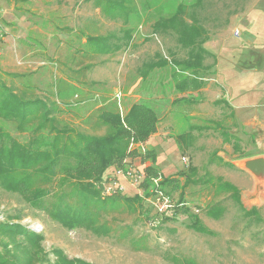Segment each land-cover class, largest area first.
Listing matches in <instances>:
<instances>
[{"label":"rangeland","instance_id":"374dc122","mask_svg":"<svg viewBox=\"0 0 264 264\" xmlns=\"http://www.w3.org/2000/svg\"><path fill=\"white\" fill-rule=\"evenodd\" d=\"M179 6L186 8L187 21L193 17L206 28L204 68L196 76L171 63L187 56L176 32H153L154 23ZM127 29L132 39L115 53L85 51L87 36L118 39ZM157 55L169 63L142 74L143 64L158 60ZM0 77L20 96L39 98L51 109L38 132L0 120V127L22 142L33 136L103 135L109 129L100 123L102 109L124 118L135 102L153 105L158 134L143 146L155 154L161 183L165 177L178 180L171 195L177 203L182 194L178 207H187L150 226L149 220L158 217L152 205L143 198L152 207L154 217L148 219L126 202L100 212L97 225L107 224L111 231L97 234L88 228L69 230L19 193L0 187V220L16 216L15 221L42 233L50 257L53 248H60L91 264H264V183L232 161L264 153V130L253 125L254 119L250 125L242 122L255 115L264 122V0H101L100 5L95 0H0ZM186 78L201 85L180 90L177 84ZM204 84L209 89H202ZM133 148L137 155L117 167L146 172L152 162L143 159L140 143ZM116 169H109V177ZM220 179L237 186L246 210L257 202V212L245 214L231 191H219ZM125 184L124 194L143 193L142 186ZM219 201L223 213L208 215L209 206ZM195 220L210 233L194 229ZM130 226L132 233L124 235ZM141 236L147 237L146 250L132 241Z\"/></svg>","mask_w":264,"mask_h":264},{"label":"trees","instance_id":"16d2710c","mask_svg":"<svg viewBox=\"0 0 264 264\" xmlns=\"http://www.w3.org/2000/svg\"><path fill=\"white\" fill-rule=\"evenodd\" d=\"M95 1L98 5L101 4V0ZM185 16L186 8L179 6L171 16L156 21L153 32H176L178 42L187 50V56L182 59L172 58L171 63L196 76L204 68L207 52L202 45L206 39V28L193 17L190 22L187 21ZM114 37L89 35L86 38L85 51L92 55L113 54L128 45L132 39V31L127 29L122 37ZM113 38L118 42H112ZM168 63L163 57L144 63L141 67L142 74L146 75L155 67ZM200 85L199 82L186 78L177 87L185 91ZM42 108L45 109L43 113ZM50 113L51 109L43 100L20 96L0 77V120L15 122L20 131L31 128L38 132L46 127ZM98 116L100 123L107 126L109 131L98 136L79 134L76 140L70 137L64 140L63 136L55 135L33 136L27 142H22L0 127V187L8 192L19 193L32 208L43 209L52 220L69 230L88 228L97 234L108 233L111 231L109 225H97L100 212L120 208L126 202L133 211L141 208L139 211L142 216L148 219L154 217L148 209L152 207L147 206L138 193L133 196H103L102 189L103 182L111 175V172L108 173L109 169H116L128 155L136 154L134 149L130 152V140L147 141L157 132L158 111L150 103L139 101L130 106L124 118L119 111L105 108ZM143 156V159L152 162L146 166L147 174L157 175L159 172L154 164V152L148 150ZM219 181V191H231L229 196L235 199L240 208L245 209L237 186L222 179ZM149 184L148 179L144 185L147 187ZM161 186L172 194L178 189L179 183L177 179L165 177ZM180 202H184L182 194L177 203ZM186 208L178 207L176 214L182 209L186 211ZM222 208L225 206L219 201L209 206L207 213L219 216L223 213ZM251 208L245 209V214L257 212V207ZM16 218L11 216L0 220V264H91L80 258L69 257L60 248H53V258L50 257V253L42 245L43 234L15 221ZM170 218L174 217L167 216L164 221ZM192 225L199 232L210 233V229L200 220H195ZM132 230L130 226L123 233L130 235ZM132 241L137 249L149 248L146 236L133 237Z\"/></svg>","mask_w":264,"mask_h":264},{"label":"built area","instance_id":"2783aa9c","mask_svg":"<svg viewBox=\"0 0 264 264\" xmlns=\"http://www.w3.org/2000/svg\"><path fill=\"white\" fill-rule=\"evenodd\" d=\"M135 143H140V146L143 148L145 153L148 152L146 149V141L136 142L135 140H132L129 148L130 150L135 149L133 148L135 146ZM143 144H145L146 146L144 147ZM115 173L116 176L109 177L103 182L102 195L114 196L124 194L127 187V184H125V182H128L133 188L142 186V192L147 193V195H144L141 192V194H138L146 199L155 209L156 214H158L157 218L149 220L150 226H157L158 224H160V220L166 216H174L176 214V209L178 208V206L183 205H178L176 201H174L172 195L162 188V177L160 173L156 176L148 178L146 172L133 166H128L122 170L120 168L116 169ZM148 179L150 180V184L145 187V181ZM146 197L149 198L147 199Z\"/></svg>","mask_w":264,"mask_h":264},{"label":"crops","instance_id":"0c3cea01","mask_svg":"<svg viewBox=\"0 0 264 264\" xmlns=\"http://www.w3.org/2000/svg\"><path fill=\"white\" fill-rule=\"evenodd\" d=\"M217 81V80H216ZM205 85L206 84H204V86L203 87H201L202 89H205V90H207V89H209V88H207V87H210L209 85L207 86V87H205ZM200 88V89H201ZM199 89V90H200ZM185 95V94H184ZM183 95V96H184ZM232 109H234V108H236V107H234V106H230ZM228 114H230V115H233V111L231 112V113H228ZM250 119H254L253 120V125L254 126H257L259 129H262V130H264V122H262V120H260L259 118H258V115H255V116H252V118H245V119H242V122L244 123V124H247V125H250L251 124V120ZM158 133H154L150 138H149V140H148V142L151 140V139H153L156 135H157ZM258 156H264V153H254V154H251V155H240L239 157H238V159H235V160H232L233 161V163H235V165L237 166V167H239V168H241V169H243L244 170V168H243V164H244V161L245 160H247V159H250V158H255V157H258ZM245 171H247V170H245ZM251 175V174H250ZM250 179H253L254 181H255V177L253 176V175H251L250 176ZM259 206V204L257 203V202H253V204H252V206Z\"/></svg>","mask_w":264,"mask_h":264},{"label":"water","instance_id":"95a60500","mask_svg":"<svg viewBox=\"0 0 264 264\" xmlns=\"http://www.w3.org/2000/svg\"><path fill=\"white\" fill-rule=\"evenodd\" d=\"M244 169L250 170L254 177H256L261 183H264V156H258L250 158L244 161Z\"/></svg>","mask_w":264,"mask_h":264}]
</instances>
